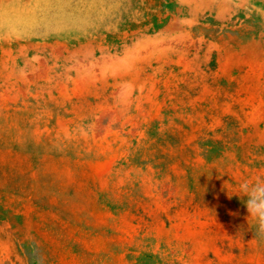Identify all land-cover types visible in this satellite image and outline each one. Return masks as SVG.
I'll use <instances>...</instances> for the list:
<instances>
[{"label": "rangeland", "instance_id": "obj_1", "mask_svg": "<svg viewBox=\"0 0 264 264\" xmlns=\"http://www.w3.org/2000/svg\"><path fill=\"white\" fill-rule=\"evenodd\" d=\"M258 175L264 0H0V264H264Z\"/></svg>", "mask_w": 264, "mask_h": 264}, {"label": "clouds", "instance_id": "obj_2", "mask_svg": "<svg viewBox=\"0 0 264 264\" xmlns=\"http://www.w3.org/2000/svg\"><path fill=\"white\" fill-rule=\"evenodd\" d=\"M237 197L247 211V228L241 226L237 235L243 239L245 231L253 233V239L264 242V175L242 181L237 188L229 193ZM251 220V226L249 221Z\"/></svg>", "mask_w": 264, "mask_h": 264}]
</instances>
